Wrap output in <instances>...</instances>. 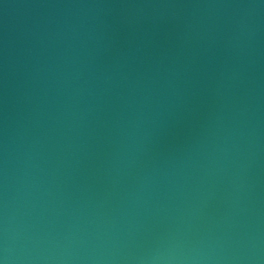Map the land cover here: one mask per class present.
Wrapping results in <instances>:
<instances>
[{"label": "water", "instance_id": "water-1", "mask_svg": "<svg viewBox=\"0 0 264 264\" xmlns=\"http://www.w3.org/2000/svg\"><path fill=\"white\" fill-rule=\"evenodd\" d=\"M0 264H264V0H0Z\"/></svg>", "mask_w": 264, "mask_h": 264}]
</instances>
